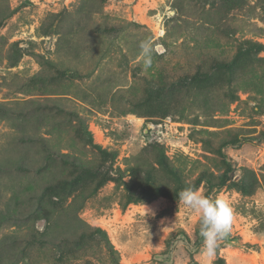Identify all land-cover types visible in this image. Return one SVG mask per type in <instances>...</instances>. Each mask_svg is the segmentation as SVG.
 I'll return each instance as SVG.
<instances>
[{
  "label": "rangeland",
  "instance_id": "1",
  "mask_svg": "<svg viewBox=\"0 0 264 264\" xmlns=\"http://www.w3.org/2000/svg\"><path fill=\"white\" fill-rule=\"evenodd\" d=\"M78 1L8 0L15 12L0 29V102L69 99L68 109L76 110L80 122L67 126V116L55 108L33 113L27 130L32 135L43 132L53 149L90 162L98 172L100 187L80 219L106 232L120 264H264V140H251L264 135V49L256 46H264V0H218L214 5L184 0L183 16L172 9L174 0H158L149 24L134 20L133 11L117 6L119 0H108L101 14L83 16V28L71 31L76 24L68 19L70 35L62 38L60 51L58 36L38 37L48 13L71 10ZM93 21L118 38L112 34L98 39ZM149 38L155 51L152 66L145 69L137 58L140 43ZM15 43L22 58L9 68L7 56ZM42 59L58 65L49 66ZM64 67H74L79 77L64 76L60 72ZM118 89L125 93L112 102ZM225 93L233 95L231 104ZM208 98L212 102L206 105ZM124 108L132 113L122 116ZM53 120L61 124L46 128L44 124ZM164 121L179 132L168 146L154 140L156 126ZM146 126L151 128L149 136ZM17 129L13 122L0 123V160ZM85 129L92 138L88 144ZM226 140L241 144L226 148L223 160L219 147ZM92 142L116 151V158L102 159ZM159 145L190 184L203 175L217 183L228 165L233 168L225 186L211 189L201 183L197 188L204 196L224 199L233 210L230 231L210 259L200 254L199 215L179 198H142L155 187L171 193L175 189L173 177L156 163ZM58 161L55 157L47 171L60 168L63 176L72 177V168ZM7 182L0 183L6 195ZM88 186L94 185L83 179L73 190ZM27 223L31 228L34 223L38 236L47 226L42 217ZM0 229V234L20 233L14 227ZM57 229L60 236L45 246L34 240L20 264H112L99 238L88 237L75 246L77 237L66 227ZM58 242L61 245L53 247Z\"/></svg>",
  "mask_w": 264,
  "mask_h": 264
},
{
  "label": "trees",
  "instance_id": "2",
  "mask_svg": "<svg viewBox=\"0 0 264 264\" xmlns=\"http://www.w3.org/2000/svg\"><path fill=\"white\" fill-rule=\"evenodd\" d=\"M108 0H79L71 10L64 8L56 13H48L40 23L37 30L38 37H52L58 36L57 46L60 49L64 46L62 38L64 36L68 38L70 31L68 30V19L75 20V26L71 29L83 28L82 18L84 15H89L92 18L95 15H99L103 12V6ZM202 5L215 4L218 0H200ZM230 0H227V2ZM199 5L197 2L195 6ZM172 9L176 11L179 16H183L184 12V0H174L172 3ZM14 9H12L8 3V0H0V29L5 22L14 15ZM176 15L172 18L175 19ZM200 20V19H199ZM203 21V20H201ZM207 24V22H204ZM96 28L95 36L99 39V36H111L115 34V38H118V34L114 32H103V27L100 23L93 21ZM131 26L135 23H127ZM106 25V24H105ZM104 25V26H105ZM94 28V27H93ZM65 41V40H64ZM19 44H13L10 49V54L7 56V66L9 68H15L22 58V53L18 49ZM259 49H264V46L256 44ZM106 57V54L99 55L97 57L96 66ZM43 62L49 66H57V63L42 59ZM95 71V70H94ZM91 72V74L94 73ZM60 72L66 77L77 76L78 71L74 67H64ZM39 79V76L35 77ZM125 91L118 89L113 93L111 101L124 94ZM229 102L232 103L233 95L225 93ZM69 99H47L44 103L40 101H25L21 103L6 104L0 102V123H15L18 127V134L7 144V153L3 160H0V183L1 180L8 179L9 182L4 184L5 191L0 187V228H17L18 232H9L0 234V264H20L26 260L28 254L26 252L29 246L33 244L34 240H37L40 246H45L47 243L54 241L55 236H60V232L57 228L66 227L67 231L77 237L74 245H79L85 241L86 238H99L108 251L112 264H120V257L114 250V247L110 243L106 232L99 228H94L82 221L79 217L80 212L84 208L86 202L94 197L100 187L98 183L97 171L93 169L90 162L85 161L77 156L69 154H62L60 151H56L51 146L48 138L41 132L40 135H32L28 132L27 128L31 125V116L35 112H42L45 110L55 109L64 114L67 126L73 125L74 122H80L79 114L75 109H68ZM212 102V98L206 99L205 104L209 105ZM262 110V109H260ZM261 112V111H260ZM132 113L130 109L124 108L120 113L125 116ZM264 113V112H263ZM57 124H61L59 120L56 123L53 120L50 123H45L46 128H55ZM79 126H77L78 128ZM16 128V127H15ZM76 128V129H77ZM148 132L146 135H150L151 128L146 126ZM46 130V129H45ZM48 133L50 131H47ZM80 133V128L77 129ZM84 134L88 137V143L91 142V136L84 130ZM255 142L264 140V135L251 139ZM241 144L240 141H223L220 144V156L225 160V151L228 147H234ZM93 149H97L103 159L107 155H111L114 159L117 156V152H108L102 149L98 145L91 143ZM157 152V165L162 170L168 172L173 177L175 185L174 192L171 193L167 188L155 187L148 189L142 198L145 200H151L152 198L159 196H167L172 199H178L180 191L185 188L192 187L197 189L201 183H205L209 188L223 187L231 180V173L233 168L228 165L227 171H225L218 182L215 183L212 178H208L207 175L200 176L195 183L190 184L186 182L180 171L173 166L167 159L164 149L159 145L155 147ZM14 154V155H13ZM59 158V161L63 166H70L72 170L70 174L72 177L63 176L64 170L58 168V171L49 173L47 170L50 163L54 158ZM131 171H135L131 169ZM24 179L25 181H22ZM83 179H88L93 187L88 186L85 189L73 190V187L77 182ZM15 183L16 186L13 184ZM13 185V186H11ZM129 186V185H128ZM131 192V191H129ZM133 193V192H132ZM132 193L129 195L128 202H132ZM4 194V196L2 195ZM47 223L44 233L38 236L35 234L34 223L29 226L28 221L30 219L35 220L41 218ZM31 231H28V229ZM26 229L25 232H22ZM1 230V229H0ZM34 231V232H33ZM50 232H54V235H50ZM62 242H58L53 247H59ZM35 246L34 244L30 247ZM216 264H224L222 261H217Z\"/></svg>",
  "mask_w": 264,
  "mask_h": 264
},
{
  "label": "clouds",
  "instance_id": "3",
  "mask_svg": "<svg viewBox=\"0 0 264 264\" xmlns=\"http://www.w3.org/2000/svg\"><path fill=\"white\" fill-rule=\"evenodd\" d=\"M154 20L158 22L157 17H154ZM139 47L140 53L137 59L142 61L145 69L150 68L155 51L153 40L146 39L140 43ZM179 199L185 207L199 215L200 236L203 239L200 254L210 259L215 255L219 241L224 239L230 231L233 219L231 206L222 198L204 196L192 187L180 191Z\"/></svg>",
  "mask_w": 264,
  "mask_h": 264
},
{
  "label": "crops",
  "instance_id": "4",
  "mask_svg": "<svg viewBox=\"0 0 264 264\" xmlns=\"http://www.w3.org/2000/svg\"><path fill=\"white\" fill-rule=\"evenodd\" d=\"M119 4L124 5L129 11H133L132 16L138 23L149 24L153 22L149 16L150 10L156 9L158 0H119L117 6Z\"/></svg>",
  "mask_w": 264,
  "mask_h": 264
},
{
  "label": "built area",
  "instance_id": "5",
  "mask_svg": "<svg viewBox=\"0 0 264 264\" xmlns=\"http://www.w3.org/2000/svg\"><path fill=\"white\" fill-rule=\"evenodd\" d=\"M172 124H170L167 121H164L163 124H158L156 126V131H155V136H154V140L160 144V145H164V146H168L169 144V139L174 137V135L179 134L178 130L172 129V127L170 126ZM152 129H155L154 126H152ZM184 154H188L187 152L183 151ZM190 155V154H189Z\"/></svg>",
  "mask_w": 264,
  "mask_h": 264
}]
</instances>
